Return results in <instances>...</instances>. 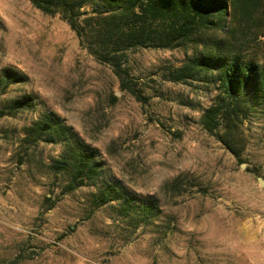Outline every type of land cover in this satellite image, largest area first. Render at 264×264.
Listing matches in <instances>:
<instances>
[{"label":"rangeland","instance_id":"obj_1","mask_svg":"<svg viewBox=\"0 0 264 264\" xmlns=\"http://www.w3.org/2000/svg\"><path fill=\"white\" fill-rule=\"evenodd\" d=\"M203 41L126 50L122 84L61 14L0 0V109L26 100L0 116V264H264V101L228 120L210 76L176 80ZM47 114L66 140L33 130ZM80 148L98 176L70 189Z\"/></svg>","mask_w":264,"mask_h":264},{"label":"trees","instance_id":"obj_2","mask_svg":"<svg viewBox=\"0 0 264 264\" xmlns=\"http://www.w3.org/2000/svg\"><path fill=\"white\" fill-rule=\"evenodd\" d=\"M263 0H29L37 9L48 14H61L87 50L97 60L112 66L122 84L127 71L116 61L121 53L131 48H172L194 42L204 36L199 55L188 65L176 69L179 78L210 76L218 84L219 103L213 107L230 120L247 101H264V60L244 53L246 33L252 29L255 41L264 40L263 23L257 22ZM91 6V17L83 25L80 9ZM257 22L256 25H252ZM220 33L231 36L219 38ZM239 33V39L235 35ZM212 37L211 40L209 38ZM264 59V57H263ZM9 82L10 74L5 75ZM26 100L14 102L9 111L0 109V116L12 115L25 105ZM212 109L208 110L211 113ZM210 115V114H209ZM208 118V115H207ZM211 119V116H209ZM39 135L62 136L65 127L59 118L47 114L35 124ZM75 169L69 188L73 189L98 176L100 164L94 150L74 152ZM113 186L102 192V198L116 194ZM126 202V201H125ZM151 206L142 213L148 216Z\"/></svg>","mask_w":264,"mask_h":264},{"label":"water","instance_id":"obj_3","mask_svg":"<svg viewBox=\"0 0 264 264\" xmlns=\"http://www.w3.org/2000/svg\"><path fill=\"white\" fill-rule=\"evenodd\" d=\"M258 184L260 187H263L264 186V180L258 179Z\"/></svg>","mask_w":264,"mask_h":264}]
</instances>
